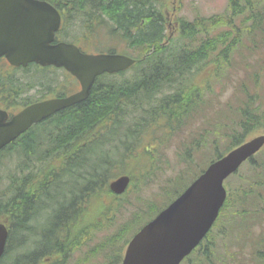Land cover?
Wrapping results in <instances>:
<instances>
[{
	"label": "trees",
	"instance_id": "obj_1",
	"mask_svg": "<svg viewBox=\"0 0 264 264\" xmlns=\"http://www.w3.org/2000/svg\"><path fill=\"white\" fill-rule=\"evenodd\" d=\"M47 1L60 10V35L63 39L80 46H97L102 36L106 40H114L115 44L120 40L126 46L135 48L137 61L129 69L127 76L126 71L100 75L85 100L33 125L0 151V221L9 224L8 241L0 264H64L70 252L85 245L101 227L98 217L104 218L109 212L117 211L133 185L131 183L129 189L119 196L108 190L109 178L118 172H113L111 167L107 166L112 158L94 159L95 153L91 152V144H96L97 148L102 145L91 141L92 128L104 124L103 128L108 129L107 135L101 139L106 153L107 144L112 142L110 137L121 135L127 140L131 139V142L124 140L126 159L133 142L140 140L141 131L156 124L157 120L165 118L169 123L168 130L177 131L186 118H191L193 112L203 108L200 94L204 88L193 80L194 67L205 60L214 46L224 42L228 35L220 33L203 40L195 48L185 41L193 42L194 36L218 24H230L234 34L216 58V62L227 61L228 53L238 42L240 35L232 19L244 10L250 11L249 18L260 19L254 12L259 0H228V19L221 16H198L192 21L180 20V37L185 44L178 47L170 44L171 39L164 40L165 18L160 9L161 0ZM259 13L264 15V4L260 5ZM114 51V47L108 49V52ZM30 68L36 78L28 87L40 86L38 99L44 97L42 95L54 93L62 96L64 91H60L61 82L57 70L50 75L46 72L47 69L35 65H29L25 70L29 71ZM42 69L45 74L39 75ZM5 82L2 80V84ZM8 83L9 86L14 83L10 76ZM241 93L246 94V90L241 89ZM1 94L4 98L17 96V92ZM29 100L30 97H26L24 103ZM234 101L236 103H227L234 126L229 128L227 135L229 144L221 145L227 148L226 151L243 142L251 124L255 121L258 123L257 117L251 115L254 111L252 113L249 110L254 104V98L248 96L240 99V96H236ZM222 117L226 115L219 111L220 127L223 123ZM168 130L166 129V133ZM205 134H196L199 140L193 139L191 145L196 151L195 157L192 156L190 148L179 154V158L186 165V171L176 175L170 184L161 187L160 192L147 201L141 210H132L131 215L121 221L115 231L94 244L95 250L104 251L102 264H119L123 249L132 233L172 201L198 175L192 178L193 168L216 142L219 144L214 141L209 146ZM110 147L111 144L108 148ZM222 154L217 152L216 158ZM79 156L81 160L74 162L73 159ZM261 157L262 159L252 157L249 160L250 174L245 175V179L238 176V181L241 178L246 181L245 184L239 182L228 190L218 218L195 250L200 251L202 244L209 240L212 230L220 224L229 209L231 213L240 215V221L234 222L235 225L238 224L241 230L249 229L251 219L247 217L250 212L246 208L248 201L251 205L261 206V209L264 206V155ZM58 159L61 163L56 166ZM89 161L96 165L89 166ZM81 165L86 166L82 170L90 174L88 178L74 173ZM125 167L126 163H123L122 168L126 172ZM146 167L139 169V180L142 179V183H145L144 178L150 173ZM96 169L100 170L96 172ZM73 178H87L90 182L79 189V195L71 196L76 187L71 189L72 185L68 181ZM250 195L252 200H248ZM76 198L79 200L76 201ZM104 198L111 201L107 206L102 202ZM89 199L98 202L100 207L96 215L91 214V219L85 217ZM58 200L61 201L60 205L56 203ZM253 212V226L261 224L262 214L259 210ZM41 214L46 216V220L38 226L35 222ZM32 217L34 219H30ZM231 221H234L233 216L229 226L232 225ZM24 233L27 238L20 236ZM261 242L264 247V238ZM214 248L215 242L201 252L202 260H194L198 261V264H202L203 260L210 261ZM20 250H23L22 254L13 258L14 253ZM98 252L92 253L88 260ZM254 258L259 264H264V253L256 252Z\"/></svg>",
	"mask_w": 264,
	"mask_h": 264
},
{
	"label": "rangeland",
	"instance_id": "obj_2",
	"mask_svg": "<svg viewBox=\"0 0 264 264\" xmlns=\"http://www.w3.org/2000/svg\"><path fill=\"white\" fill-rule=\"evenodd\" d=\"M161 3L162 6L160 9L164 14V18L168 19L167 28L165 25L164 30V40L170 35L169 39H171V45L180 47L186 42L190 44L192 48H195L203 40L215 37L220 33L228 35L224 42L214 46L205 60L194 67L196 75H194L193 80L197 84H202L204 88L200 94L203 108L193 112L191 118H186L182 122V126L177 131H174L175 133L168 130L169 123H167L165 118L157 120L156 124L142 130L140 133V140H135L133 142L134 144L131 145L132 147L127 154V159V152H124V140L131 142V139L127 140L121 135L116 138L110 137L112 142L107 144L106 147L108 153L105 152L103 147L97 148L96 144H91V152L95 153V160L104 157L112 158L109 160L107 166H110L113 172L129 175L132 178L131 182L133 185L130 188V192L123 198L120 208L113 213L109 212L104 218L98 217V221L100 222L99 225H101L102 228L100 227L85 245L75 248L70 252L64 264H102L104 262V251L98 252V249L95 250L94 244L101 241L108 233L115 231L121 221L131 215L132 210L136 208V210H141L147 201L152 200L157 193L160 192L161 187L168 186L176 175L186 171V165L184 161L179 158V154L184 149L190 148L192 156H196V151L191 144L193 143V139L199 140L197 137L199 133H206L204 137L209 146L211 142L213 143L214 141H218L220 145L216 142L209 149L208 154L206 153L207 155L201 162L197 163L193 168L192 178L199 174L211 160L216 158L215 154L217 152L225 153L227 148L221 145L225 146L229 144L227 135L229 133V128L234 126L231 120L233 116L231 115L227 103H236L234 101L236 96H240V99H245L248 96L254 98V104L249 107V110H251L252 113L254 111L251 115L257 117L258 123L254 119L255 122L251 124L249 130L245 133V138L248 139L264 132V15L259 13L260 5L264 4V0H259L254 10L256 16L260 18L259 20L249 18L250 11L248 10H244L243 13L232 19V23L238 29V34H240L239 39L233 49L228 53V60H219L218 62H216L217 55L231 41L230 36L234 34V30L230 24L222 23L208 30H204L194 36V38H192L193 42L190 43L188 41L183 42V39L180 37V31L176 29L175 20L184 19L191 21L198 16L205 18L221 16L228 19V0H161ZM165 12L167 15L169 14L168 17H165ZM99 43L100 44L97 43V46L84 44V46L79 45V47L82 50L95 47L94 50L97 49L98 51H108L110 47H115L118 52L136 56L135 48L126 46L120 40H118L115 45L114 40H106V38L102 36ZM46 72L52 73V70L47 68ZM62 73L58 75L60 78L64 77ZM128 73H130V71L127 70L125 75L127 76ZM41 74H45L43 73V69L39 71V75ZM64 74L68 80L71 81L72 87H75V79L67 72ZM241 89H245L246 94H242ZM220 106L222 108H220ZM219 111L224 112L226 115V117L221 118L223 122L221 123V127L218 124ZM165 126L168 130L167 133ZM92 129L91 141L102 143L101 137L107 135L108 129L96 127ZM110 144L112 147L108 148ZM144 148H146L148 157L145 154ZM99 149L101 151H99ZM262 154L264 155V149L255 159H262ZM75 158L77 160L73 159L74 162L81 160V156ZM123 163H126V172L122 168ZM245 163L246 161L242 163L239 167V169H241L236 175L233 173L224 180V185L227 186L228 190L239 182L245 184L246 181L241 180V178L245 179V175L250 174L248 163ZM90 165L96 164L89 161V166ZM84 167L86 166L81 165L74 173L77 172V174H81L83 177L88 178L90 174L84 173V170H82ZM144 167H146L150 173L144 178L145 183H142V179L139 180V169ZM99 170L96 169L94 171L97 172ZM239 175L241 178L238 181ZM87 178L83 180L73 178L71 181H68V183L72 185L71 189L76 187L72 190V194L70 191L68 193H70L71 196L79 195V189L81 190L90 182ZM66 193L67 191H65V194ZM75 200L78 201L79 198ZM248 200H252L251 195L248 197ZM91 201V199L87 200L88 206L85 217L88 219H91V214L96 215V211L100 210L98 202L92 201L90 204ZM102 202L107 206L111 201L109 198H104ZM56 203L60 205L61 201L58 200ZM246 208L250 210V212L247 213V217L251 219L249 220L251 224L248 230H241L238 224L235 225L234 222L238 223L240 221V215L238 213H231L229 209L220 220V224L212 230L209 240L202 244L200 251L198 249L195 250L183 264H198V261L194 259H201V252L213 245L214 242L215 248L213 254L210 255V261L203 260L202 264H259L258 260L254 258V253H264V247L261 242L264 238V206L261 209V206H257L256 204L251 205L250 201H248ZM258 210L263 218L261 224L253 226V211ZM231 216L234 217V221H231L232 225L229 226ZM30 219H34V217ZM45 220L46 216L41 214L39 219L34 222L39 226V223L42 225ZM81 224H83V219ZM20 236L27 238L26 233ZM22 251L23 250L16 251L13 258L18 254H22ZM95 252L98 253L88 260L89 256ZM190 258L192 260H190Z\"/></svg>",
	"mask_w": 264,
	"mask_h": 264
},
{
	"label": "water",
	"instance_id": "obj_3",
	"mask_svg": "<svg viewBox=\"0 0 264 264\" xmlns=\"http://www.w3.org/2000/svg\"><path fill=\"white\" fill-rule=\"evenodd\" d=\"M60 16L44 0H0V57L13 65L35 62L63 67L74 75L81 89L64 98L34 103L7 121L0 111V148L55 111L83 101L95 77L125 70L134 59L111 53L91 54L73 43H53ZM264 144V134L231 149L212 161L173 201L145 223L129 240L121 264H179L201 241L215 221L225 198L223 181ZM127 175L109 184L115 194L125 191ZM7 229L0 223V257Z\"/></svg>",
	"mask_w": 264,
	"mask_h": 264
},
{
	"label": "flooded vegetation",
	"instance_id": "obj_4",
	"mask_svg": "<svg viewBox=\"0 0 264 264\" xmlns=\"http://www.w3.org/2000/svg\"><path fill=\"white\" fill-rule=\"evenodd\" d=\"M57 8V7H56ZM58 9V8H57ZM59 12H60V10H58ZM61 14V13H60ZM61 16V15H60ZM61 19H62V17H61ZM79 88V85H77V89ZM39 91H40V89H38L37 91H36V95L38 94L39 95ZM56 96V95H55ZM46 97H50V95L49 94H47L46 95ZM33 99H31V101H32ZM34 102V101H33ZM27 104H29V103H27ZM26 104V105H27ZM25 105V106H26ZM16 107L15 106H13L12 104H10V101H7V100H1L0 99V109H3V110H5L8 114H7V116H6V120H8L14 113H16V111L18 112V109H15ZM15 109V110H14ZM89 133V132H88ZM89 141H90V139H89ZM8 145V144H7ZM6 145V146H7ZM6 146H4L2 149H4Z\"/></svg>",
	"mask_w": 264,
	"mask_h": 264
}]
</instances>
